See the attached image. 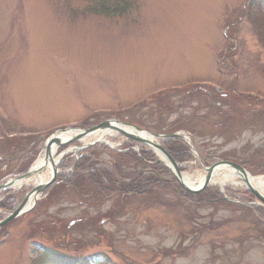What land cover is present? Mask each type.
<instances>
[{"label":"rangeland","instance_id":"obj_1","mask_svg":"<svg viewBox=\"0 0 264 264\" xmlns=\"http://www.w3.org/2000/svg\"><path fill=\"white\" fill-rule=\"evenodd\" d=\"M20 1L22 14L17 9ZM93 1L0 0V105L6 114V121L0 114V138L15 133V128L46 131L87 120L98 111L112 115L93 118L92 128L102 120L120 119L158 131L185 120L178 131L193 139L186 131L193 128L198 136L193 143L208 164L230 154L228 159L260 163L251 165L249 172L261 174L256 171L264 168V103L255 105L236 91L264 94V0H136L127 14L113 17L91 13ZM245 4L240 14L238 8ZM229 13L224 31L221 22ZM219 47L225 48L221 64L216 63ZM201 80L216 82L223 91L169 93L118 114L155 92ZM201 117L211 124L197 119ZM46 141L13 142L10 147L0 143V185L23 175L32 160L28 157H40ZM94 151L106 163L97 165L102 170H111L108 166L120 158L100 147ZM144 155L157 160L153 154ZM75 156L62 157L64 168L72 167ZM190 156L182 164L183 173H204L198 159ZM134 165L126 160L123 167L132 170ZM138 169L153 170L147 162ZM102 178L97 173L93 181ZM216 188L211 186V191L218 192ZM27 190L10 192L14 195L0 204L16 208ZM65 192L43 199L3 229L0 264H61L49 260L58 252L56 247L86 258L87 264H264V222L254 223L238 207L197 206L190 198L183 203L164 187L157 194L154 190L123 201L114 197L101 206L99 197L83 199L76 190ZM7 195L0 193V199ZM225 195L252 199L247 190L233 186L226 187ZM2 212L0 220L6 216ZM261 215L264 220V209ZM40 241L45 244L42 250L36 249Z\"/></svg>","mask_w":264,"mask_h":264},{"label":"trees","instance_id":"obj_2","mask_svg":"<svg viewBox=\"0 0 264 264\" xmlns=\"http://www.w3.org/2000/svg\"><path fill=\"white\" fill-rule=\"evenodd\" d=\"M133 0H97V9H101V13L109 15V13H119L124 14L127 12L129 7L132 5ZM95 11V9H94ZM262 105V104H261ZM174 151H181L179 146H173ZM95 155V154H93ZM128 156V155H123ZM91 163L87 169H79L83 171L81 174H76L74 178V186L77 187V190L91 192L95 187L100 188L102 193L107 196L109 192H119L120 195H127L130 192H139L142 186H147L149 184H156L158 181L152 176L143 177L144 173L141 171L130 172L124 169V162H119L114 166V170H101L97 169L96 162L91 158L86 157L83 159L81 164ZM100 173L103 174L105 183L100 180H94L95 174ZM129 180V182H126ZM97 183V184H96ZM61 187L57 188L53 193H57ZM100 193V191H98Z\"/></svg>","mask_w":264,"mask_h":264},{"label":"bare ground","instance_id":"obj_3","mask_svg":"<svg viewBox=\"0 0 264 264\" xmlns=\"http://www.w3.org/2000/svg\"><path fill=\"white\" fill-rule=\"evenodd\" d=\"M76 131L73 130H68V131H62V132H57L55 135L52 136L51 139H55V137H62L59 139H68L69 137L74 136ZM114 133L112 132H101V133H92L87 137L81 138V141L83 143H91L94 142L98 139L104 138L105 136H113ZM143 137L150 139V140H155L154 137L150 135H143ZM55 141V140H54ZM53 150V151H52ZM52 152H55V147L52 148ZM158 156L163 157L161 153L157 152ZM44 157H41L36 164L34 165L33 173L31 175V178L28 180H21V181H15L12 184V189L13 190H20L26 186L29 185H38L44 182H47L51 176V166H47L46 164H43ZM47 166V168L45 167ZM183 178L185 180V183L194 188V187H200L203 185V183L206 181V173L205 174H188L184 173ZM245 181L248 182V184L253 187L254 189L258 190L263 196H264V177H255L253 178L252 176H249L247 178L241 176L240 174H237L233 170L227 169L226 167H219L215 170L213 176H212V181L211 184L215 186L221 187L223 190L226 186H234L237 188H247V185ZM33 204V200L29 203V206Z\"/></svg>","mask_w":264,"mask_h":264},{"label":"water","instance_id":"obj_4","mask_svg":"<svg viewBox=\"0 0 264 264\" xmlns=\"http://www.w3.org/2000/svg\"><path fill=\"white\" fill-rule=\"evenodd\" d=\"M96 129H97V130H103V129H111V130H115V131L120 132L121 134H123V135H124L125 137H127V138L135 139V140H137V141H139V142L145 143V144L150 145V146H154L155 148L159 149V150L162 151V152L166 155V157L170 160L171 164L173 165V167H174L175 170H176V175H177V177H178L180 183H181L182 185H184V183H183V181H182V179H181V174H180V172L178 171L177 165L173 162V160L167 155V153H166V152H165V151H164L159 145H154V144H152L151 142L146 141V140H144V139H142V138H138V137H135V136L129 135V134L126 133L123 129H121L120 127L116 126L114 122H113V123L111 122V123H105V124H102L101 126L97 127ZM139 131H140V130H139ZM90 132H91V131H88L86 134H89ZM140 132H141V131H140ZM53 142H56V141H52L51 143H48V145H47V159H46V162L51 160L50 149H51V146H52V143H53ZM55 144H57V145H59V146H62V145H63V143H60V142H58V141H57ZM223 164H224V165H227L228 167H231V168H233L234 170H236V171H238V172H241L243 175H245V172H244L241 168H239L238 166H235V165H232V164H228V163H223ZM215 168H216V166H214V167H212L211 169L208 170V175H209V176H208L207 182L209 181L210 176H211V174H212V172H213V170H214ZM56 174H57V171H56V168L54 167V168H53V178H52L51 183H53V181L55 180ZM206 185H207V184H206ZM46 187H47V185H44V186H43V185H40L39 187H37L36 189H34V191L31 193V195H32V194H35V196H36V198H37L38 195H40V194L43 193V191H44V189H45ZM250 191H251V192H252L257 198H259L261 201L264 202V197H262V196H261L256 190H254L253 188L250 187ZM25 204H26V201L23 203V205L21 206V208H20L17 212L11 214V216H10L9 218H7L4 222H2V223L0 224V227L3 226L5 223L9 222L10 220H14V219L18 218L19 216H21V214H22L21 209H22V207H23Z\"/></svg>","mask_w":264,"mask_h":264}]
</instances>
